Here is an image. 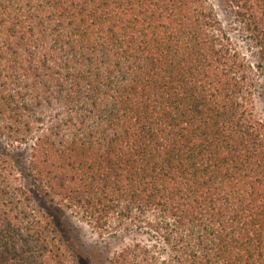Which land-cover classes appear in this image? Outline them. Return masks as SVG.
Segmentation results:
<instances>
[{"label":"trees","instance_id":"obj_1","mask_svg":"<svg viewBox=\"0 0 264 264\" xmlns=\"http://www.w3.org/2000/svg\"><path fill=\"white\" fill-rule=\"evenodd\" d=\"M217 1L254 61L213 0H0V264H264V0Z\"/></svg>","mask_w":264,"mask_h":264},{"label":"rangeland","instance_id":"obj_2","mask_svg":"<svg viewBox=\"0 0 264 264\" xmlns=\"http://www.w3.org/2000/svg\"><path fill=\"white\" fill-rule=\"evenodd\" d=\"M217 11L219 12L221 21L225 28L228 29L229 35L237 48L242 52V54H245L248 56V58L252 61H254V58L251 55L252 49L248 45V41L244 38V36L241 33L239 24L233 22V20L229 17H227L222 10L221 5L217 0H213ZM261 80V87L259 89V93L256 95V112L257 115L264 120V71L260 76ZM1 143V141H0ZM41 202L37 200V204H40ZM71 222L74 226H77L81 230L82 239L85 242V245L90 246H102L104 245L102 238L98 236L96 231L91 227L83 222L77 220L74 216H69ZM84 246V248L86 247ZM119 247L118 243L111 242L110 246H107V249L110 251L116 250ZM106 248V247H105Z\"/></svg>","mask_w":264,"mask_h":264}]
</instances>
